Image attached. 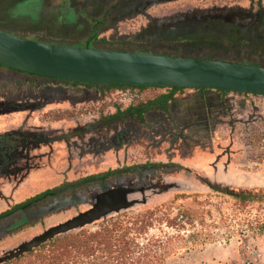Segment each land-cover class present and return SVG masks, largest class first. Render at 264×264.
<instances>
[{
	"label": "rangeland",
	"instance_id": "rangeland-1",
	"mask_svg": "<svg viewBox=\"0 0 264 264\" xmlns=\"http://www.w3.org/2000/svg\"><path fill=\"white\" fill-rule=\"evenodd\" d=\"M100 18L95 49L264 67V0H0V27L47 43L81 47L91 24ZM164 93L163 89L70 85L0 67V134L80 132L30 151L46 157L0 178V214L45 190L131 169L65 190L0 219V259L87 211L95 196L118 186L132 190L127 197L130 207L81 230L94 232L103 221L123 212L148 209L173 217L178 209H188L194 212L190 225L182 229L156 225L147 237L184 238L196 232L210 237L205 247L230 243L240 253L253 247L263 255L264 234L237 231L248 223L264 224V197L260 196L264 192V97L230 92L199 95L184 89L174 95L166 114L154 110L141 123L129 119L99 125L100 119L116 111ZM144 164L169 166L138 168ZM233 193L257 198L239 202ZM171 258L166 264H175Z\"/></svg>",
	"mask_w": 264,
	"mask_h": 264
},
{
	"label": "water",
	"instance_id": "water-1",
	"mask_svg": "<svg viewBox=\"0 0 264 264\" xmlns=\"http://www.w3.org/2000/svg\"><path fill=\"white\" fill-rule=\"evenodd\" d=\"M0 66L39 77L80 83L207 89L264 97L262 66L58 45L15 36L2 30ZM69 136L71 135L55 140ZM130 193L132 190L118 186L95 196L90 209L22 244L1 258L0 263L16 259L55 236L81 229L130 207L127 200Z\"/></svg>",
	"mask_w": 264,
	"mask_h": 264
},
{
	"label": "trees",
	"instance_id": "trees-1",
	"mask_svg": "<svg viewBox=\"0 0 264 264\" xmlns=\"http://www.w3.org/2000/svg\"><path fill=\"white\" fill-rule=\"evenodd\" d=\"M100 20L102 19L100 18L98 21H94L91 24L89 35L81 46L93 48V42L96 41V30L101 24ZM0 29L10 33L13 32L12 30L4 27H0ZM25 37L32 40H38L33 36ZM55 44L62 45L63 43ZM5 69L14 71L8 68ZM14 72L21 73L18 71ZM25 75L40 79L54 80L70 85H82L86 87L102 86L116 89L165 90L164 94H159L156 97L145 101L144 103L135 106H129L123 111H116V113L100 119L99 125H108L111 123L113 124V122L116 121L122 122L126 120L128 121L129 119L137 123H141L144 121V116L148 112L154 110H158L163 114H166L168 113L170 104L174 103V95L177 92L184 90V88L80 83L39 77L31 74ZM192 90H194L199 95L208 92L220 94L226 93L223 91L207 89ZM168 166L169 165L166 164H144L143 166H138V168L151 169L154 167L165 168ZM129 170L131 171V169L126 168L125 170L121 171L124 172ZM120 172L110 171L98 176L84 178L83 180H79L74 183L63 184L62 186L51 190H45L40 194L34 195L33 197L28 198L24 202L18 204L16 208L0 214V219L13 214L14 211H23L32 205L45 201L48 198H54L65 190H72L80 185L92 181L105 180L113 174ZM260 193H263V195L260 196L264 197V192ZM254 196H249V194H237L236 199H238L239 202L246 200L252 201L253 198H257ZM193 214L194 212L188 209H178L175 216L173 217H169L165 213L158 215L157 211L148 209L129 215L127 212L119 213L109 218L107 221H103L102 224L98 226V229L94 232H87L80 229L72 234L56 236L32 249L30 252L22 254L18 258L13 259V261L18 262L19 260H24L21 264H166L171 257L172 260H175L178 257L184 256L186 253L205 247L207 242L210 240V237L196 232H192L184 238L179 235L147 237L148 230L156 225H164V227L171 229H182L185 224L190 225L192 223L194 218ZM237 234L260 236L264 234V224L257 222L252 225L251 223H248L243 229L240 228L239 231H237ZM235 262L236 261L233 263Z\"/></svg>",
	"mask_w": 264,
	"mask_h": 264
},
{
	"label": "flooded vegetation",
	"instance_id": "flooded-vegetation-1",
	"mask_svg": "<svg viewBox=\"0 0 264 264\" xmlns=\"http://www.w3.org/2000/svg\"><path fill=\"white\" fill-rule=\"evenodd\" d=\"M47 133L50 132L42 130H17L0 134V178L4 177V174L9 173L10 170L14 172L16 169L32 166L31 160L33 159L41 158L42 156L46 157V154L36 155L30 153V151L34 152L39 146L50 145L52 142L58 141L55 140L56 138L62 136L71 135L67 137L69 139L71 137H77L80 134L79 132L52 136ZM67 138L60 140L64 142ZM50 139H53V141H49ZM232 195L235 196L236 194L233 193ZM249 196H252V194L250 193Z\"/></svg>",
	"mask_w": 264,
	"mask_h": 264
},
{
	"label": "crops",
	"instance_id": "crops-1",
	"mask_svg": "<svg viewBox=\"0 0 264 264\" xmlns=\"http://www.w3.org/2000/svg\"><path fill=\"white\" fill-rule=\"evenodd\" d=\"M245 250V248H244ZM245 254L238 252L235 244L222 246H206L184 254L175 259V264H231ZM261 264H264V253L261 255Z\"/></svg>",
	"mask_w": 264,
	"mask_h": 264
},
{
	"label": "built area",
	"instance_id": "built-area-1",
	"mask_svg": "<svg viewBox=\"0 0 264 264\" xmlns=\"http://www.w3.org/2000/svg\"><path fill=\"white\" fill-rule=\"evenodd\" d=\"M245 254L233 264H261V255L255 248L247 247Z\"/></svg>",
	"mask_w": 264,
	"mask_h": 264
}]
</instances>
